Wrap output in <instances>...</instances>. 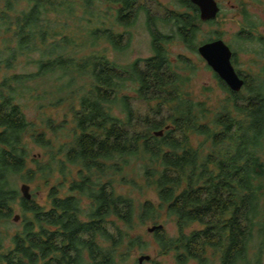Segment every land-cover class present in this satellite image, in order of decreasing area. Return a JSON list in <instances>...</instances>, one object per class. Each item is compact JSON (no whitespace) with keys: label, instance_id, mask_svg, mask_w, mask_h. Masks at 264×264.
Returning <instances> with one entry per match:
<instances>
[{"label":"trees","instance_id":"1","mask_svg":"<svg viewBox=\"0 0 264 264\" xmlns=\"http://www.w3.org/2000/svg\"><path fill=\"white\" fill-rule=\"evenodd\" d=\"M97 2L109 4L115 26L132 27L146 12L153 54L125 66L103 52L78 58L87 42L70 35L69 20L92 22ZM174 2L153 16L139 0H0V222L10 221L17 204L22 212L7 247L0 227V264H140L129 262L150 247L140 227L160 225L163 215L178 232L161 228L155 239L177 264H264V35L251 32L256 24L247 16L237 37L254 57L246 70L236 52L233 63L245 84L233 91L215 72L226 96L212 110L189 90L196 61L186 54L174 61L170 52L179 41L199 54L203 21L190 0ZM59 19L61 31L53 32ZM83 31L91 45L106 39L117 50L128 47L126 32L97 25ZM24 57L36 70L9 73ZM50 82L54 90L44 88ZM132 86L148 114L124 93ZM26 92L58 94L52 106L72 102L65 140L58 142L64 122L48 119L39 130L27 118L19 102ZM29 135L45 158H31ZM17 177L46 184L56 177L49 205L25 199ZM120 185L154 187L159 202L139 201Z\"/></svg>","mask_w":264,"mask_h":264},{"label":"rangeland","instance_id":"2","mask_svg":"<svg viewBox=\"0 0 264 264\" xmlns=\"http://www.w3.org/2000/svg\"><path fill=\"white\" fill-rule=\"evenodd\" d=\"M174 1L176 0H139V4L146 5L147 8H149L150 10L151 15L162 16L166 11V7H174ZM244 1L246 2V4L242 5V2ZM220 2H222L223 4V9L220 14V17L218 18L215 24L202 25L198 42L201 43L202 41L214 36L215 30H217L221 33V35H223V38L226 40V42L231 45L234 51H236V53L239 55L238 67L246 70L251 66L249 61L254 57V55L246 54L243 52L241 48L243 44L240 41V38L237 37L238 33H240V31L242 30L240 23L242 19L240 18L241 16H239V12L241 11V9H248L247 12L250 15V18L256 24V28L258 29L257 34L264 35V0H220ZM20 8H24V5L20 6ZM91 11H94V16L89 17L90 19H92V22H88L85 20L80 21L78 17L69 20L70 35L73 36L79 44L87 42V45L83 46L82 50L78 51V53H75L78 58L84 57L93 52H103L109 58L110 61L125 66L138 58H146L153 54L152 35L148 29V25L146 22L148 16L146 12L141 11L140 17L137 16V24L132 27L126 28L124 26L114 25V18L108 15L110 9L109 4L107 3L100 2L99 5V2H97L96 4L91 5ZM82 13L83 9L81 8V6H79V12L77 13V15L80 16L82 15ZM51 22L52 26H54V20H51ZM93 25L103 26L105 28H113L115 32L118 33L126 32L122 45H128V47L122 51L117 50L106 39H100V41H98L96 45H91L92 40L90 39L89 35L86 34L83 30L90 29ZM60 28L61 26L59 19V23H57L56 27H52V31H61ZM57 40H61V36L58 35ZM253 46H255V44ZM244 48L247 49L246 46ZM69 50L73 51L72 47ZM170 52L174 61H177L176 57L179 54H186L191 57L192 60L196 61L198 68L194 73L191 85L189 86V90L192 92L194 98L206 101L207 105L212 110H215L222 102L221 100L224 99V97L226 96L225 91L221 88V86H219V83L215 77V71L208 65L207 61L200 54H193L188 50L185 45H183L179 41H174L170 45ZM38 55L39 54L36 53L30 58L34 59L38 57ZM30 62L31 61L27 57L22 58L21 63L19 64L17 69L9 71V73L23 72L27 69L30 71H35V64H29ZM134 87L135 86H132L131 89L128 88L124 90V93L131 96L132 105L138 109L137 112L146 115L148 114L147 103L138 99L137 94L134 91ZM44 88L54 90L55 83H47L45 84ZM57 97L58 94L56 93H46V98L40 99L36 98L35 94H30L29 92H26L24 97L20 98L19 102L22 104V108L27 118L30 121L36 123L39 127V130H41L43 126L46 125L48 119L57 124H63L64 122L65 127L63 130H61V134L58 137V142H61L66 139L64 135L67 134V131L73 127L74 116L72 102L70 101L66 100L62 105H51V103H53ZM116 113H120L119 109L116 110ZM48 135L52 136L51 132H49ZM26 141L28 143L32 159H37L38 157H41L43 155L45 158V150L33 143L30 139V135L27 137ZM28 165L29 167H31L32 162H30ZM75 170L76 168H74V172ZM128 172L130 176L135 175V171L133 170V168H129ZM56 177L55 179L51 180L49 184H46V182L41 180L29 183L22 180L21 177H17L16 187L22 194V185L24 183L30 184L33 198L36 199V201H38L40 204L48 206L49 188L56 180ZM68 185L69 183H67L65 187L62 188V195L68 193ZM118 191L121 193L130 194L139 201L150 199L156 203L159 202L158 194L154 187L143 188V190H140L139 188H133L129 185H120L118 186ZM15 208L16 209L14 215L10 219V221L0 222V227L2 229L3 234L6 235L5 233H7L5 237L6 247L10 245V235L14 234L17 230L21 229L22 227V212L20 209L21 207L19 204H17ZM18 214L21 215V220L17 222L14 221V217ZM159 222L163 225V229L166 231L167 234H169L170 236H174L177 234L178 229L176 226V222L172 218H166V215H163ZM154 225L155 224L150 223L140 227V232L148 240L150 247L148 251L142 253H133L129 262H139L138 259L140 256H142L143 254H150L152 256V259L150 261H145L144 264H154L156 262H159L160 264H177L174 252H170L169 254H162L160 252V247L156 242L154 232L149 231V228ZM194 227L200 226L195 224ZM211 257L215 256L211 255ZM153 260L156 262H153ZM213 264L218 263L214 262Z\"/></svg>","mask_w":264,"mask_h":264},{"label":"water","instance_id":"3","mask_svg":"<svg viewBox=\"0 0 264 264\" xmlns=\"http://www.w3.org/2000/svg\"><path fill=\"white\" fill-rule=\"evenodd\" d=\"M196 4L201 11V18L203 20L215 19L220 11L219 4L216 0H191ZM200 55L207 61L208 65L223 79L226 84L233 91H240L244 84V78L238 73L235 65L233 64V50L223 39L213 40L204 43L198 47ZM157 136L164 134L163 130L156 131ZM23 197L27 200L33 198L31 186L24 183L21 187ZM21 215L18 214L14 217V221H20ZM163 228V225H154L149 228L150 232H155ZM152 256L150 254H143L139 257V263L144 264L145 261H150Z\"/></svg>","mask_w":264,"mask_h":264},{"label":"flooded vegetation","instance_id":"4","mask_svg":"<svg viewBox=\"0 0 264 264\" xmlns=\"http://www.w3.org/2000/svg\"><path fill=\"white\" fill-rule=\"evenodd\" d=\"M191 1V0H190ZM217 2H218V4H219V7H220V11H219V13H218V15H217V17L215 18V19H211V20H203L202 18H201V11H200V8L198 7V14H199V17L201 18V20L203 21V25L204 24H211L212 22H217V20H218V18L220 17V14H221V12H222V9H223V4H222V2H220V0H216ZM192 2V1H191ZM193 3V2H192ZM243 4L242 5H244V4H246V2L244 1V2H242ZM194 4V3H193ZM241 6V5H240ZM236 8V7H235ZM242 8V7H241ZM247 10L248 9H241V11L239 12V16H241L240 18L242 19L241 20V29L243 30V28H244V26L246 25L245 24V22H246V18H247V16L248 17H250V15L248 14V12H247ZM245 24V25H244ZM201 29H202V27H201ZM241 30V31H242ZM257 28L255 27V28H253L252 30H251V32L253 33V34H255V35H259V34H257ZM240 31V32H241ZM216 34V35H215ZM223 39V40H225L224 38H223V35H221V33L220 32H218L217 30H215V32H214V36H212V37H210V38H208L207 40H204V41H202L201 42V44L200 45H202V44H204V43H207V42H210V41H213V40H217V39ZM225 42H226V40H225ZM227 43V42H226ZM228 44V43H227ZM199 45V46H200ZM229 45V44H228ZM230 47H231V49L233 50V57H232V61H233V63H234V55H235V52L236 51H234V49L232 48V46L231 45H229ZM199 52V51H198ZM200 54V53H199Z\"/></svg>","mask_w":264,"mask_h":264}]
</instances>
